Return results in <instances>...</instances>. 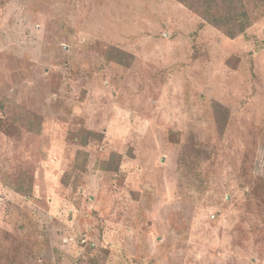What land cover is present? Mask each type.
<instances>
[{
    "label": "rangeland",
    "instance_id": "obj_1",
    "mask_svg": "<svg viewBox=\"0 0 264 264\" xmlns=\"http://www.w3.org/2000/svg\"><path fill=\"white\" fill-rule=\"evenodd\" d=\"M260 9L0 0V264H264Z\"/></svg>",
    "mask_w": 264,
    "mask_h": 264
},
{
    "label": "trees",
    "instance_id": "obj_2",
    "mask_svg": "<svg viewBox=\"0 0 264 264\" xmlns=\"http://www.w3.org/2000/svg\"><path fill=\"white\" fill-rule=\"evenodd\" d=\"M197 14L201 15L208 23L213 24L231 39L238 37L246 32L251 26L254 19V11L262 10L263 0L255 3L256 8L251 10L249 5L244 0H178ZM118 50L120 53L116 60L120 63L130 64L134 56L126 51H121L117 46L111 45L110 50ZM129 60V61H128ZM220 108V109H219ZM220 111H219V110ZM217 111L216 120L219 122L221 133L225 128L228 117V109L221 104H216Z\"/></svg>",
    "mask_w": 264,
    "mask_h": 264
}]
</instances>
